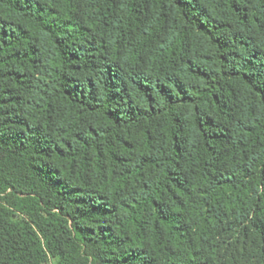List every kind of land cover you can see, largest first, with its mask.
Segmentation results:
<instances>
[{"label": "trees", "instance_id": "trees-1", "mask_svg": "<svg viewBox=\"0 0 264 264\" xmlns=\"http://www.w3.org/2000/svg\"><path fill=\"white\" fill-rule=\"evenodd\" d=\"M264 264V0H0V264Z\"/></svg>", "mask_w": 264, "mask_h": 264}, {"label": "rangeland", "instance_id": "rangeland-1", "mask_svg": "<svg viewBox=\"0 0 264 264\" xmlns=\"http://www.w3.org/2000/svg\"><path fill=\"white\" fill-rule=\"evenodd\" d=\"M49 264H53V263L51 262V263H49Z\"/></svg>", "mask_w": 264, "mask_h": 264}]
</instances>
